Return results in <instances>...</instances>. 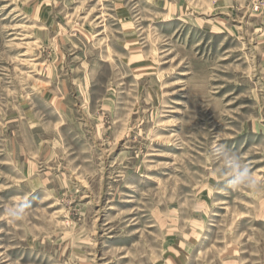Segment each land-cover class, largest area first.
Wrapping results in <instances>:
<instances>
[{
	"label": "rangeland",
	"instance_id": "obj_1",
	"mask_svg": "<svg viewBox=\"0 0 264 264\" xmlns=\"http://www.w3.org/2000/svg\"><path fill=\"white\" fill-rule=\"evenodd\" d=\"M0 264H264V0H0Z\"/></svg>",
	"mask_w": 264,
	"mask_h": 264
},
{
	"label": "clouds",
	"instance_id": "obj_2",
	"mask_svg": "<svg viewBox=\"0 0 264 264\" xmlns=\"http://www.w3.org/2000/svg\"><path fill=\"white\" fill-rule=\"evenodd\" d=\"M220 149H222L225 152V155L228 159L234 158L235 160V163L231 167L229 174L225 176V179L228 180V178L233 175L238 176V178L234 182L229 181L228 186L232 188L233 190H239L242 186L252 187L255 183V180L248 166L243 164L239 157L230 153L223 146H220ZM22 208L23 206H20L18 210L10 211L9 216L11 217V219L13 220L22 219Z\"/></svg>",
	"mask_w": 264,
	"mask_h": 264
}]
</instances>
